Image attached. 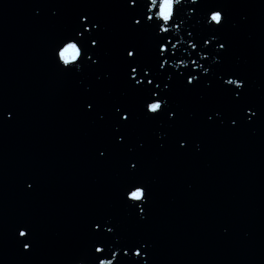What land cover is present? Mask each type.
<instances>
[{"label": "water", "instance_id": "1", "mask_svg": "<svg viewBox=\"0 0 264 264\" xmlns=\"http://www.w3.org/2000/svg\"><path fill=\"white\" fill-rule=\"evenodd\" d=\"M213 9L224 16L218 29L208 26ZM135 11L127 0H0V264H94L101 240L107 259L121 243L142 242L147 264H264V0H184L176 39L187 47L188 31L194 42L213 33L226 48L208 49L199 86L173 81L175 116L158 120L145 117L125 76L129 46L142 64L156 47L151 30L131 26ZM84 13L100 23V59L68 72L54 49ZM229 75L244 80L239 100L220 87ZM121 105L131 119L117 132ZM137 182L148 190L143 220L125 203ZM100 218L115 236L91 227ZM21 222L30 252L16 234Z\"/></svg>", "mask_w": 264, "mask_h": 264}, {"label": "snow or ice", "instance_id": "2", "mask_svg": "<svg viewBox=\"0 0 264 264\" xmlns=\"http://www.w3.org/2000/svg\"><path fill=\"white\" fill-rule=\"evenodd\" d=\"M198 2L199 0H190L192 5H196ZM182 3H184V0H146V2L140 3H138V0H127V4L136 9L133 16L130 17L131 26L137 30H151L156 45L153 49V62L151 64H142L138 59L139 53L133 46L126 49V56L124 57L125 66L130 68V71L125 72V76L131 86L142 94L141 106L145 117L148 119L158 120L165 113L169 118H174L175 109L171 108L167 98L173 81L182 83L186 88L199 86L202 78L210 73L212 67V65L206 67L201 63V61L209 59L208 49L213 44H215L218 53L226 48V42H219V38L213 33H210L207 38H203L202 42L199 40L194 42L193 32L188 31L187 47H184L185 41L183 38L176 39L182 25L185 24V20L179 15ZM194 11L193 8L188 9L189 13ZM207 21L209 28L215 25L218 29L224 22L222 11L219 9L210 10L207 14ZM99 31L100 23L98 20L93 18L90 13L80 14L73 29L54 49V56L58 64L68 72L79 71L85 63L97 64L100 58L93 49L99 48V36L97 35ZM192 55H195L197 59H191ZM212 60L215 63H220L218 56H213ZM178 68H183L184 71H170V69ZM218 80H222L220 87L226 93H230L235 100L240 99L244 88L242 78L229 75L226 79L218 77ZM228 86H234L235 91ZM95 103L94 100L87 102L86 108L94 111ZM243 111L249 120L256 115L251 107H245ZM8 115L11 117V113ZM113 115L118 116L115 125L117 132L126 127L131 119L130 109L125 108L123 105L115 107ZM215 115L219 116L220 113L216 112ZM100 119L102 120L103 116H100ZM212 119L211 115L207 116L208 121ZM120 122H123V124ZM231 123L235 125L237 120L233 119ZM115 140L118 144L126 142L124 134L117 135ZM186 143L185 140L181 139L179 147L183 149ZM105 154L106 152L103 150L99 152L101 157ZM136 168V163L129 166V170L133 172ZM28 187L31 188L32 185L29 184ZM124 196L126 206L138 210L139 217L143 220L146 216L145 205L148 201L147 187L143 183H131L125 189ZM109 224H112L111 220L100 218L94 221L91 227L99 231L101 226L104 225L101 236L105 234L115 236V225L108 226ZM16 234L18 237L23 238L22 249L25 252H30V226L25 222H21L17 227ZM117 242L119 243V240ZM103 243L104 241L101 240L94 246V252L100 254V256L93 257L94 264H113V261H116L117 264H147L143 260L141 252V249L145 248V244L142 242H137L138 246L132 243H121L120 247L111 250V259L102 258L106 252V248L101 246ZM129 249H132L131 257H129ZM107 250H110V248ZM121 250H123V256L118 257V252Z\"/></svg>", "mask_w": 264, "mask_h": 264}]
</instances>
